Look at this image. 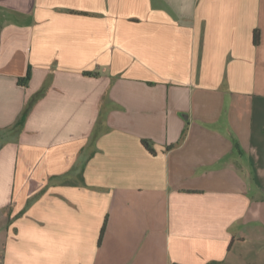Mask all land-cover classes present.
<instances>
[{
  "label": "crops",
  "instance_id": "obj_1",
  "mask_svg": "<svg viewBox=\"0 0 264 264\" xmlns=\"http://www.w3.org/2000/svg\"><path fill=\"white\" fill-rule=\"evenodd\" d=\"M259 193L264 0H0V264H225Z\"/></svg>",
  "mask_w": 264,
  "mask_h": 264
},
{
  "label": "rangeland",
  "instance_id": "obj_2",
  "mask_svg": "<svg viewBox=\"0 0 264 264\" xmlns=\"http://www.w3.org/2000/svg\"><path fill=\"white\" fill-rule=\"evenodd\" d=\"M264 193H259L263 196ZM231 252L226 254L225 264H264V235L250 233L246 235V241H234Z\"/></svg>",
  "mask_w": 264,
  "mask_h": 264
},
{
  "label": "trees",
  "instance_id": "obj_3",
  "mask_svg": "<svg viewBox=\"0 0 264 264\" xmlns=\"http://www.w3.org/2000/svg\"><path fill=\"white\" fill-rule=\"evenodd\" d=\"M257 36L255 38V41H257ZM30 78V72L27 73L26 77L23 80H20L21 83H25ZM145 148L149 151H152L150 144L147 141L143 142Z\"/></svg>",
  "mask_w": 264,
  "mask_h": 264
}]
</instances>
